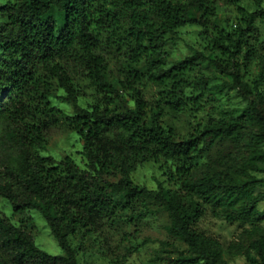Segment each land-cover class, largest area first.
Here are the masks:
<instances>
[{"label":"trees","instance_id":"1","mask_svg":"<svg viewBox=\"0 0 264 264\" xmlns=\"http://www.w3.org/2000/svg\"><path fill=\"white\" fill-rule=\"evenodd\" d=\"M251 1L256 10L239 5L238 23L230 29L218 27L214 18L222 2L240 0H6L0 6V196L12 202L14 213L40 211L64 250L52 254L40 247L28 216L15 222L0 214V264H84L71 236L142 199L162 205L170 234L188 245L189 252L159 258L229 264L220 242L196 224L205 215V203L231 222L264 221L259 207L264 191H255L264 178L252 173L264 172V112L249 104L231 119L176 134L164 121L166 110L182 111L195 103L185 91L189 84L213 87L206 74L189 82L201 51L169 65L166 46L178 28L199 24L217 48L220 65L226 61L232 72L234 55L244 46L250 64L257 55L250 40L259 36L258 17L264 18V0ZM225 51L232 54L227 60ZM74 73L94 87L89 107L79 102ZM149 82L159 85L154 99L145 94ZM57 85L73 106L74 115L66 120L84 141L85 168L69 155L57 159L41 152L59 120L60 108L50 100ZM5 92L10 94L6 100ZM216 145L224 149L215 161L228 169L194 178L193 166ZM162 158L174 162L170 173L177 187L160 181L149 188L132 179L139 166ZM236 163L242 175L234 170ZM241 249L250 261L264 264V234Z\"/></svg>","mask_w":264,"mask_h":264},{"label":"rangeland","instance_id":"2","mask_svg":"<svg viewBox=\"0 0 264 264\" xmlns=\"http://www.w3.org/2000/svg\"><path fill=\"white\" fill-rule=\"evenodd\" d=\"M5 1L0 0V6ZM239 5L251 11L256 10L251 0H240L238 4L222 2L214 18L217 26L230 29L235 22L238 23ZM2 19L0 14V21ZM257 23L259 36L250 40L257 49V55L247 65L245 46L241 48L234 55L237 65L232 72L226 65V61L220 65L214 58L217 48L212 44L209 35L202 32L201 25L187 24L177 29L173 40L170 39L166 46L169 53V65L175 64L196 51H201L203 58L199 60L195 69L189 72V82L206 74L211 79L209 86L213 88L211 91L189 84L185 87V91L196 97L195 103L182 111L166 110L164 121L176 134L184 136L190 132H196L198 127H203L206 123L231 119L233 112V115L239 113L236 109L249 104L255 105L264 112V18L258 17ZM231 55L229 51H225L222 58L227 60ZM73 79L78 89L79 102L89 107L93 99L94 87L81 73H74ZM233 85L236 88H232ZM170 86L168 84L167 87ZM56 87V95L51 96L50 100L52 105L60 108L57 114L59 120L51 126L48 147L41 152L44 155H53L57 159L69 155L85 168L88 161L84 154V141L66 120L67 116L74 115L73 106L63 99L65 90L58 85ZM158 87L156 82L146 84L144 90L148 99L155 98ZM9 95L5 92L3 99L6 100ZM130 104H133L132 100ZM254 126L253 122L250 123L247 131ZM242 145L244 153L249 155V147L245 143ZM223 149L222 145H216L206 156L198 159L192 169L194 178L200 177L206 170H227V166L215 161V157ZM175 169L176 166L172 160L162 158L161 161H148L139 166L132 171L131 176L136 183L149 188H157L160 181L168 187L175 188L177 184L170 173ZM240 169L241 166L238 163L234 164V170ZM252 173L264 178V172L252 170ZM239 175H242L241 172ZM255 191H264V181L255 188ZM259 207L264 214V201L259 203ZM205 208V215L198 220L196 228L220 242L222 259L229 264H256L247 258L241 245H247L264 234V221L260 224L231 222L215 213L210 203H205ZM0 214L12 217L15 222H19L24 215L28 216L31 219L30 225L36 233L38 245L52 254L64 253L40 211L29 209L23 213H14L12 202L0 196ZM169 224L168 212L162 205L151 199H142L131 210L118 209L113 218L104 219L97 227L90 230L83 227L79 234L71 236L70 239L72 245L78 249L80 262L84 264H115L117 260L125 264H177L159 258L167 254L176 256L182 251L189 252L186 243L170 234ZM82 235L86 238L83 239ZM251 254L257 256L254 250H251Z\"/></svg>","mask_w":264,"mask_h":264}]
</instances>
